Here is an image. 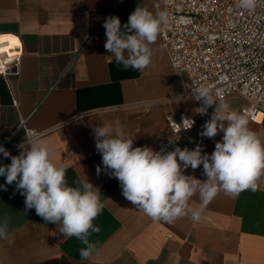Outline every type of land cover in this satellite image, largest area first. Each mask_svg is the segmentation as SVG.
<instances>
[{
    "label": "crops",
    "instance_id": "0c3cea01",
    "mask_svg": "<svg viewBox=\"0 0 264 264\" xmlns=\"http://www.w3.org/2000/svg\"><path fill=\"white\" fill-rule=\"evenodd\" d=\"M159 1L0 0V34L17 35L23 45L18 75L0 76V143L27 118V127L46 132L42 139L53 147L54 163L67 166L69 186L87 179L104 204L93 221L101 231L89 236L97 252L82 260L79 239L63 236L35 209L26 210L15 184L0 188V217H12L9 239L0 240V264H264V176L255 191H219L199 222L185 216L166 223L125 199L118 179L103 170L97 124H118L134 138L133 147L155 150L160 134L169 133L166 117L189 116L198 108L197 101L182 97L187 77L170 68L159 36L143 71L125 70L104 47L106 18L118 16L123 26L138 5L155 11ZM224 100L235 111L243 105L234 94ZM204 123L191 135L208 153L214 145L199 136ZM248 126L264 141V116ZM7 150L12 156L20 152ZM10 163L0 154V165ZM184 174L207 179L201 166ZM5 182L0 176V185ZM199 204L198 196L189 201L194 209Z\"/></svg>",
    "mask_w": 264,
    "mask_h": 264
},
{
    "label": "clouds",
    "instance_id": "9594fccd",
    "mask_svg": "<svg viewBox=\"0 0 264 264\" xmlns=\"http://www.w3.org/2000/svg\"><path fill=\"white\" fill-rule=\"evenodd\" d=\"M256 4L257 0H238L237 7L252 11ZM155 7L152 11L138 5L123 26L118 16L106 18L103 24L104 47L125 70L143 71L151 63L150 46L169 25L167 12ZM191 99L202 102L194 110L201 116L216 105L199 133L200 137L209 139L223 133L211 154L202 152V144H196L194 149H181L172 140L169 141L173 145L171 151L133 147L134 138L118 124L93 127L103 170L118 179L125 199L155 222L173 223L185 216L199 222L203 210L219 191L229 196L247 189L255 191L256 181L264 176V141L249 128L245 114L230 108L223 98V89L193 87ZM194 123L192 118L182 116L181 123L175 124L188 130ZM41 137L37 133L26 136L25 142L17 145L20 152L16 156L0 145V154L11 159L10 164L0 165V176L6 178L0 188L6 190V185L15 184L16 190L25 197L26 210L35 209L44 221L58 225L63 236L79 239L84 245L79 250L80 257L89 260L97 252L96 242L89 239L90 231H101L100 227L93 226L104 208L100 190L87 179L77 181L76 187L69 186L67 166L54 163V149ZM201 165L206 180L184 174L189 167L195 170ZM101 170L98 165L97 174ZM194 196L200 201L195 209L189 206ZM11 219L8 214L0 217V240L9 239Z\"/></svg>",
    "mask_w": 264,
    "mask_h": 264
},
{
    "label": "built area",
    "instance_id": "2783aa9c",
    "mask_svg": "<svg viewBox=\"0 0 264 264\" xmlns=\"http://www.w3.org/2000/svg\"><path fill=\"white\" fill-rule=\"evenodd\" d=\"M237 2L160 0V10L167 12L169 25L159 37L170 68L187 77L183 98L191 99L193 87L221 88L224 99L237 95L243 101L237 112L245 114L249 123H257L259 117L264 116V0H257L252 11L237 7ZM2 37L5 38L0 39V76H16L23 53L22 42L14 34H0ZM197 102L200 107L202 102ZM215 107H209L204 116L195 112L187 116L195 121L188 130L176 125L186 115L166 117L169 133L160 134L161 142L154 151L173 150L170 140L181 149H194L196 142L191 132L211 117ZM19 130L22 134L14 141L13 136ZM33 133L43 137L46 132L27 127V118L22 119L0 145L6 149L18 148L17 145ZM222 136L223 133H218L210 139L214 146L208 154L214 151L215 143L222 140Z\"/></svg>",
    "mask_w": 264,
    "mask_h": 264
},
{
    "label": "bare ground",
    "instance_id": "6f19581e",
    "mask_svg": "<svg viewBox=\"0 0 264 264\" xmlns=\"http://www.w3.org/2000/svg\"><path fill=\"white\" fill-rule=\"evenodd\" d=\"M5 37H2V38H0V39H4Z\"/></svg>",
    "mask_w": 264,
    "mask_h": 264
}]
</instances>
